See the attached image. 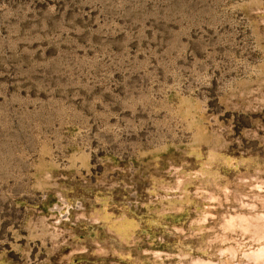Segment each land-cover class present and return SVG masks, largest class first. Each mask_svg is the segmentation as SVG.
Returning <instances> with one entry per match:
<instances>
[{"label": "rangeland", "instance_id": "374dc122", "mask_svg": "<svg viewBox=\"0 0 264 264\" xmlns=\"http://www.w3.org/2000/svg\"><path fill=\"white\" fill-rule=\"evenodd\" d=\"M0 264H264V0H0Z\"/></svg>", "mask_w": 264, "mask_h": 264}, {"label": "crops", "instance_id": "0c3cea01", "mask_svg": "<svg viewBox=\"0 0 264 264\" xmlns=\"http://www.w3.org/2000/svg\"><path fill=\"white\" fill-rule=\"evenodd\" d=\"M19 203H20V202H17V203H16V206H19V205H20Z\"/></svg>", "mask_w": 264, "mask_h": 264}]
</instances>
